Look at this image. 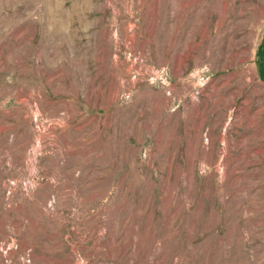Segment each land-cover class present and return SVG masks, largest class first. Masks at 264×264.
Listing matches in <instances>:
<instances>
[{
  "label": "rangeland",
  "instance_id": "1",
  "mask_svg": "<svg viewBox=\"0 0 264 264\" xmlns=\"http://www.w3.org/2000/svg\"><path fill=\"white\" fill-rule=\"evenodd\" d=\"M0 264H264V0H0Z\"/></svg>",
  "mask_w": 264,
  "mask_h": 264
}]
</instances>
